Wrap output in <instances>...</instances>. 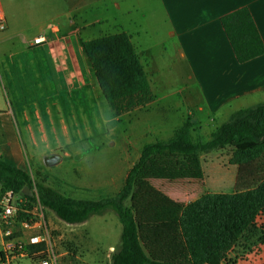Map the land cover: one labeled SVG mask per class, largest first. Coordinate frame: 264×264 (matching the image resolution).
<instances>
[{
    "label": "crops",
    "instance_id": "crops-1",
    "mask_svg": "<svg viewBox=\"0 0 264 264\" xmlns=\"http://www.w3.org/2000/svg\"><path fill=\"white\" fill-rule=\"evenodd\" d=\"M0 5L6 25L0 41L22 42L18 50L0 44V158L14 167L30 171L43 163L54 166L47 164L51 157L59 158L58 165L62 155L70 156L71 142L61 140L70 137L66 119L74 121L76 104L85 111L92 86L101 91L84 44L102 37H130L152 90V67L172 73L182 89L197 86L202 99L195 103L197 113L207 119L223 124L236 111L264 103V56L239 63L222 24L225 16L247 8L264 41V0H0ZM41 35L48 42L33 45ZM226 171H211L212 190L205 194L236 192L238 167ZM202 195L171 199L186 206ZM258 223L264 228V215ZM36 224L35 229L41 226ZM3 243L0 230V247ZM237 252L224 264H264V246L230 262Z\"/></svg>",
    "mask_w": 264,
    "mask_h": 264
},
{
    "label": "trees",
    "instance_id": "trees-1",
    "mask_svg": "<svg viewBox=\"0 0 264 264\" xmlns=\"http://www.w3.org/2000/svg\"><path fill=\"white\" fill-rule=\"evenodd\" d=\"M222 24L239 63L264 56V41L249 9L225 16ZM84 50L116 114L145 108L154 101L148 75L127 34L85 42ZM193 132L194 124L187 121L171 138L146 144L122 189L112 197L77 200L65 196L35 183L28 170L2 158L0 186L22 197L18 222H35L30 213L38 205L70 225L114 212L122 234L111 264H224L238 250L230 261L236 263L264 246V228L258 223L264 215V103L236 111L209 138ZM227 148L232 149L230 165L238 167L235 193H207L186 206L145 197L129 205L139 175L154 157L196 156Z\"/></svg>",
    "mask_w": 264,
    "mask_h": 264
},
{
    "label": "rangeland",
    "instance_id": "rangeland-1",
    "mask_svg": "<svg viewBox=\"0 0 264 264\" xmlns=\"http://www.w3.org/2000/svg\"><path fill=\"white\" fill-rule=\"evenodd\" d=\"M1 42V48H22V42L18 40ZM148 73L154 102L121 115L112 111L102 92L99 94L97 87L94 90L91 85L92 98L84 107L85 111L76 104L74 121L69 115L66 119L70 137L62 135L61 140L71 142L70 156L62 155L58 165L45 166L43 163L41 168L31 169L34 182L44 183L77 200L112 197L122 189L146 144L171 138L187 121L194 124V136L201 134L207 138L221 125V121L197 113L199 107L195 103L202 100L197 86L182 89L172 73H161L153 67L148 68ZM93 79L92 75L91 82L94 83ZM57 123L61 124L60 120ZM76 133L81 135L76 136ZM231 157V148L196 156L154 157L139 175L129 205L144 197L176 203L171 198L179 194L187 200L205 194L212 190L209 185L211 171L225 174L231 166ZM17 204L21 206L22 197H17ZM31 214L41 226L25 230L16 225L14 238L22 242L32 236L45 238L48 244L43 249L53 250L59 264H109L119 246L122 226L112 211L92 217L88 225L78 226L61 221L39 205ZM21 264L35 262L28 259Z\"/></svg>",
    "mask_w": 264,
    "mask_h": 264
},
{
    "label": "built area",
    "instance_id": "built-area-1",
    "mask_svg": "<svg viewBox=\"0 0 264 264\" xmlns=\"http://www.w3.org/2000/svg\"><path fill=\"white\" fill-rule=\"evenodd\" d=\"M5 29L4 14L0 5V31ZM47 42V37L41 35L34 39L33 45L39 46ZM17 197L14 191H4L0 186V230L4 236V243L0 247V264H17L23 259L34 258L35 264H59V258L53 250L47 248L40 251L29 250V248L43 244L46 246L48 242L45 238L32 236L26 242L14 238L16 225H20L25 230L35 229L37 225L33 221L18 222L19 205L17 204Z\"/></svg>",
    "mask_w": 264,
    "mask_h": 264
},
{
    "label": "water",
    "instance_id": "water-1",
    "mask_svg": "<svg viewBox=\"0 0 264 264\" xmlns=\"http://www.w3.org/2000/svg\"><path fill=\"white\" fill-rule=\"evenodd\" d=\"M58 161H59V158L54 156V157L47 159V164L48 165H55ZM25 191L27 192L28 195H32L30 190L26 189Z\"/></svg>",
    "mask_w": 264,
    "mask_h": 264
}]
</instances>
